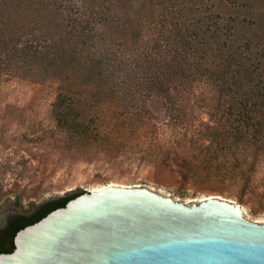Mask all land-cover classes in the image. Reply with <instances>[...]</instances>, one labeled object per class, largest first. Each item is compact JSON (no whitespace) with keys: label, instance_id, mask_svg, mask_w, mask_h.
I'll return each instance as SVG.
<instances>
[{"label":"trees","instance_id":"1","mask_svg":"<svg viewBox=\"0 0 264 264\" xmlns=\"http://www.w3.org/2000/svg\"><path fill=\"white\" fill-rule=\"evenodd\" d=\"M14 79L54 87L53 136L68 150L138 131L157 98L182 124L195 96L208 121L189 143L208 162L189 170L231 176L238 152L264 154V0H0V87ZM83 191L8 216L0 253Z\"/></svg>","mask_w":264,"mask_h":264},{"label":"rangeland","instance_id":"2","mask_svg":"<svg viewBox=\"0 0 264 264\" xmlns=\"http://www.w3.org/2000/svg\"><path fill=\"white\" fill-rule=\"evenodd\" d=\"M54 94L48 83L14 79L0 87V227L8 216L46 198L108 184L146 185L182 201L217 195L264 222V154L253 161L238 152L239 170L231 176L189 170L208 162L189 143L195 127L208 121L207 107L195 96L182 104V124L168 121L165 103L157 98L149 102L147 117H152L138 131H115L105 140L68 150L57 146L53 136ZM213 162L235 161L220 156Z\"/></svg>","mask_w":264,"mask_h":264},{"label":"water","instance_id":"3","mask_svg":"<svg viewBox=\"0 0 264 264\" xmlns=\"http://www.w3.org/2000/svg\"><path fill=\"white\" fill-rule=\"evenodd\" d=\"M0 264H264V222L233 200L108 184L19 229Z\"/></svg>","mask_w":264,"mask_h":264}]
</instances>
